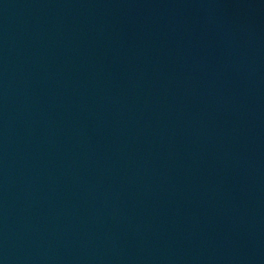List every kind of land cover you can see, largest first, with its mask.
I'll list each match as a JSON object with an SVG mask.
<instances>
[{
    "label": "water",
    "instance_id": "water-1",
    "mask_svg": "<svg viewBox=\"0 0 264 264\" xmlns=\"http://www.w3.org/2000/svg\"><path fill=\"white\" fill-rule=\"evenodd\" d=\"M0 264H264V0H0Z\"/></svg>",
    "mask_w": 264,
    "mask_h": 264
}]
</instances>
